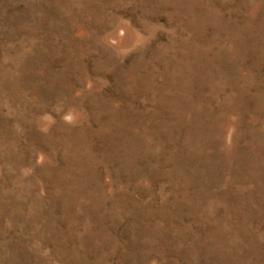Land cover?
Listing matches in <instances>:
<instances>
[{
	"label": "rangeland",
	"instance_id": "374dc122",
	"mask_svg": "<svg viewBox=\"0 0 264 264\" xmlns=\"http://www.w3.org/2000/svg\"><path fill=\"white\" fill-rule=\"evenodd\" d=\"M0 264H264V0H0Z\"/></svg>",
	"mask_w": 264,
	"mask_h": 264
}]
</instances>
